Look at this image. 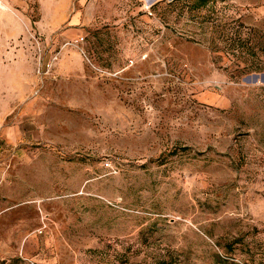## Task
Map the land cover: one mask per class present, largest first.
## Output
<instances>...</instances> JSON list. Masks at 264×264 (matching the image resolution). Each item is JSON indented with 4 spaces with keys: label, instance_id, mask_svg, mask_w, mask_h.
I'll return each mask as SVG.
<instances>
[{
    "label": "rangeland",
    "instance_id": "1",
    "mask_svg": "<svg viewBox=\"0 0 264 264\" xmlns=\"http://www.w3.org/2000/svg\"><path fill=\"white\" fill-rule=\"evenodd\" d=\"M192 2L0 0V264H264V0Z\"/></svg>",
    "mask_w": 264,
    "mask_h": 264
},
{
    "label": "trees",
    "instance_id": "2",
    "mask_svg": "<svg viewBox=\"0 0 264 264\" xmlns=\"http://www.w3.org/2000/svg\"><path fill=\"white\" fill-rule=\"evenodd\" d=\"M185 1H188V0H185ZM189 1H191V0H189ZM209 1L210 0H193L192 5H193V8H195V9H201V8L205 7Z\"/></svg>",
    "mask_w": 264,
    "mask_h": 264
},
{
    "label": "water",
    "instance_id": "3",
    "mask_svg": "<svg viewBox=\"0 0 264 264\" xmlns=\"http://www.w3.org/2000/svg\"><path fill=\"white\" fill-rule=\"evenodd\" d=\"M257 78H258V75H254L253 78H252V80L256 81ZM246 80H251V78L248 77ZM261 80L264 81V75L261 76Z\"/></svg>",
    "mask_w": 264,
    "mask_h": 264
},
{
    "label": "crops",
    "instance_id": "4",
    "mask_svg": "<svg viewBox=\"0 0 264 264\" xmlns=\"http://www.w3.org/2000/svg\"><path fill=\"white\" fill-rule=\"evenodd\" d=\"M0 6L3 7V6H2V3L0 4Z\"/></svg>",
    "mask_w": 264,
    "mask_h": 264
}]
</instances>
